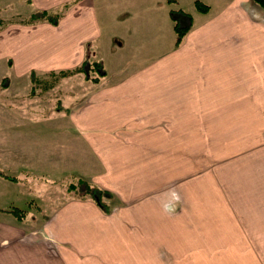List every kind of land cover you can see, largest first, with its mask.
Masks as SVG:
<instances>
[{"label": "rangeland", "instance_id": "1", "mask_svg": "<svg viewBox=\"0 0 264 264\" xmlns=\"http://www.w3.org/2000/svg\"><path fill=\"white\" fill-rule=\"evenodd\" d=\"M246 56L256 75L240 77L239 101L191 102L153 134L82 130L76 118L105 72L96 59L12 87L0 69V220L43 228L61 206L101 209L77 192L82 181L113 194L99 220L121 244L96 264H264L263 38Z\"/></svg>", "mask_w": 264, "mask_h": 264}, {"label": "crops", "instance_id": "2", "mask_svg": "<svg viewBox=\"0 0 264 264\" xmlns=\"http://www.w3.org/2000/svg\"><path fill=\"white\" fill-rule=\"evenodd\" d=\"M195 1L0 0V69L9 70L12 87L20 79L31 81V75L96 59L105 74L93 82L86 109L76 118L82 130L169 132L168 120L174 125L191 102L239 101L240 77L256 73L254 59L249 66L246 55L254 53L255 39L264 40V10L253 0H201L207 13ZM190 4L196 10L184 9ZM172 5L193 18L179 46ZM37 12L57 22H32ZM243 21L241 36L252 39L246 46L239 39ZM105 215L93 203L75 202L61 206L43 228L0 220V264L102 263L121 244L99 220Z\"/></svg>", "mask_w": 264, "mask_h": 264}, {"label": "trees", "instance_id": "3", "mask_svg": "<svg viewBox=\"0 0 264 264\" xmlns=\"http://www.w3.org/2000/svg\"><path fill=\"white\" fill-rule=\"evenodd\" d=\"M253 1L255 3H257L258 5H260L262 8H264V0H253ZM170 2H172V0H170ZM195 5H196V8L198 10H200L201 12H206L208 10V6L205 5L200 0H196ZM175 12L176 11H171V15H172V19L175 22L174 29H175V33H176V46H179L183 43L185 37L190 32V30L192 28L193 19H192V16L190 14H187V13L182 12V11H181L182 14L180 16L177 14L179 16V17H177V15L174 14ZM182 16L187 18L186 21L189 24H187V25L182 24V19H183V18H181ZM45 19L52 21L54 23L57 22V17H55V18L51 17V16H49V14L47 12L35 13L34 17L31 21L35 22V21L45 20ZM102 74H105V73H102ZM64 75H66V74H64ZM95 80H96V78H95ZM73 188L76 189L75 186H73ZM80 188H81V190L80 189H76V190L78 193H80V196L82 198L89 197L90 199H92V201H95L105 213L110 212V208L102 200L104 199L105 196L110 197L113 194H111L110 192L104 191L98 187H91L89 185H86L82 181H80Z\"/></svg>", "mask_w": 264, "mask_h": 264}]
</instances>
